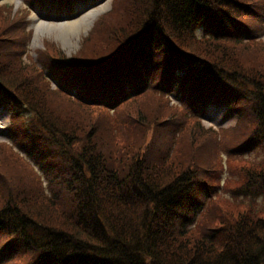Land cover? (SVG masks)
Listing matches in <instances>:
<instances>
[{
	"label": "trees",
	"instance_id": "16d2710c",
	"mask_svg": "<svg viewBox=\"0 0 264 264\" xmlns=\"http://www.w3.org/2000/svg\"><path fill=\"white\" fill-rule=\"evenodd\" d=\"M74 2L69 0L60 7L54 2L50 9L71 10ZM263 14L264 0H114L112 10L101 17L73 60L89 59L99 72L108 70L118 81L129 71L137 74L141 77L140 88L146 87V94L164 75L163 90L179 93L177 99L184 107L176 105L173 110L161 111L167 104L160 103L155 108L160 114L144 111L136 104L146 94L126 108L133 123L131 133L125 136L131 158L145 150L147 160H158L156 147L165 145L166 139L179 140L175 123L183 119L190 123L188 131H197L194 137L200 146L211 140L213 137L201 128L197 118V114L210 106H224L226 115L237 119V126L221 130L222 135L238 134L236 139H244L239 147L246 144L248 150L257 149L264 147V41L258 40L263 30ZM115 15L123 21L116 24ZM21 26L14 20L9 27L1 29L7 36L0 42V54L25 52L24 35V39L14 40L10 34L16 27V33H23ZM100 30L101 38L108 40L97 44ZM87 50H92L91 54H86ZM59 52L53 44L46 43L40 57L60 56ZM10 68L11 65L5 69L0 66V85L15 89L20 78L9 75L13 74ZM22 89L27 93L23 101L47 121L54 133H60L63 140L78 150H86L94 159L91 162L84 158L87 168L94 169L92 179L96 186L93 191H82L84 199L78 203L77 195H72L74 190L64 182L60 184L58 189L68 197L63 200V196L59 206L69 208L67 213L55 211L62 217L60 225L35 221L29 213L21 211L7 217L20 229L17 238L12 236L13 256L23 252L22 257L30 255L31 262L39 258L40 252V257L45 255L43 262H48L79 248L80 254L73 253V257L92 252L101 258L102 264H122L121 261L123 264H264V216L254 217L250 212L251 215L239 220L233 215L221 227L213 228L202 221V225L189 230L193 223L190 214L197 211L198 199L206 189L215 188L209 183L215 178L202 173V161H196L194 155L191 163L174 158L166 173L153 168L154 163L150 164L149 160L142 161L140 179H132L130 175L117 177L113 170L107 169L108 160L118 152L108 114L73 101L59 90L45 88L46 91L36 95L23 86ZM45 95H50L49 99ZM50 100L67 103L75 113L80 114L79 109L88 116L84 122L78 121L72 114L68 116L65 107ZM59 119L65 127L59 124ZM205 146L210 149V143ZM9 163V160L1 161L0 169ZM137 163L136 160L134 165ZM250 170L244 175L247 183L243 191L252 196L253 202L261 194L264 200V172L257 174ZM154 171L158 173L153 175ZM128 190H136L139 195H127ZM100 208L105 226L95 214ZM31 229L35 234L47 235L29 239L26 232Z\"/></svg>",
	"mask_w": 264,
	"mask_h": 264
},
{
	"label": "rangeland",
	"instance_id": "374dc122",
	"mask_svg": "<svg viewBox=\"0 0 264 264\" xmlns=\"http://www.w3.org/2000/svg\"><path fill=\"white\" fill-rule=\"evenodd\" d=\"M113 1L114 0H87L83 3H76L74 5L75 8L73 13L63 14L62 16H46L36 10L29 12L23 6L22 0L1 1L0 42H2L7 36L6 32L1 29L9 27L11 21L16 20L22 25L21 29L23 33H16V31H18L16 27L10 33L11 37H13L14 40L24 39L25 37V51H28V54L21 60L26 70L9 74L17 75L20 78L18 79V84L14 86V88L17 90L20 89L24 84V80L28 76L33 83L31 89L34 90L37 95L42 93L38 82L44 81L43 74L39 72L38 63L40 62V54L45 50L46 43L53 44L59 49L66 57L65 60H68V66H72L75 61L71 60V57L76 55V53L81 52L84 46V39L94 30L101 17L106 12L112 10ZM121 21H123L121 17L117 15L114 16V22L116 24ZM74 22L82 23V27L80 26L81 29L79 28V33L77 34L78 31L76 33L61 32L63 34L61 35L60 29L57 28V25H65L63 28L68 29ZM261 22L264 23V17L261 18ZM101 32L102 31L100 30L97 34V44L100 43V40H105V42L108 40V37L104 39L103 37L101 38ZM258 40L264 41V36ZM75 43L76 45H74ZM91 51L92 50H87L86 54H91ZM16 54L17 56L14 59H17L18 57L21 58V52H16ZM86 58H91V56H86ZM61 64L64 66L67 65L63 62ZM23 73L26 74L22 77ZM47 74L48 78H51L49 81L55 86V80L49 75L48 71ZM65 74L76 76L80 74V72L75 69H65L63 70V73L60 74V77ZM161 78L162 76H160V79ZM161 87L162 86L159 85L157 89L149 91L143 98L139 99L136 102V104L141 106L139 108L144 111L150 110L155 112V114H160V112L155 109L160 103L167 104V107L161 111L173 110V107H177L176 104H179L176 100L179 93L174 90L172 94L170 93L168 98V93L161 90ZM49 96L50 95H45L48 99ZM50 101L56 105L65 107L68 116L70 117V114H72L78 121L84 122L85 117L88 116L87 113L81 112L79 109L78 111L82 115L77 112L75 113L73 109L67 106V103L59 102L58 100ZM180 106L184 107V104L180 103ZM1 108L5 109V113H2V109H0V112L2 113V116L6 117V120L0 121V128L8 126V129L0 131V152L2 156V159L0 157V162L3 161V163H5V160H9L10 163L4 164L5 168L0 169V216L3 214L14 215L15 212L10 213L9 211L14 208L18 211L19 207L22 211L29 213L32 218L39 222L42 221L48 225L52 224L54 226L60 225L59 223L62 220V217L55 211L60 210L67 213L69 208L68 206H59L58 194L55 193L49 195V192L47 191L48 182L45 181L39 166L35 164L37 155H41L42 151L40 148H36L34 144L25 143L23 146L19 142L22 141L23 138L18 135L17 132H21L25 127L29 126L32 120L27 113H21L22 116H19L18 113L12 114L10 107ZM10 116L11 119L13 117H18L14 126L13 121L10 120ZM54 116L55 112L53 114V117ZM110 118L113 125V131L117 133L121 127V120L112 114H110ZM198 118L200 119V125L204 128H210L211 126L212 128H229L236 123L235 119L224 117L223 109L213 106L208 109L207 113H203V115ZM58 122L65 127L61 119H59ZM169 124L171 123H166L165 125ZM132 125L133 123H129L125 125L121 132L114 134L117 137L115 138V148L118 152L115 154L116 162L113 168L115 172L120 173L121 177H125L128 174L127 165L122 152L127 150L125 136L131 133ZM175 125H178V128L181 129V133L178 142L172 140L171 150L175 152L176 156L172 157V159L175 160L174 158H178L181 161L184 160L191 163V156L194 155L196 161H202V168H206V161L210 160L212 165L209 162L208 169H217L210 170L207 173L215 178V181L209 183L216 187L214 188V196H212L211 201L205 203L206 206H210V208L202 215V220L212 221L208 223L209 225L212 224L211 227L219 225V227H221L222 224L226 225V220L233 215L239 220H243L247 214L251 215L250 212L254 217L257 215L258 217H263L264 200H262L261 195H256L258 197L255 198V201L253 202L248 200L250 195L245 196L242 195V193H244L243 189L247 183L244 180V175L249 171L251 172L250 169H253V173L257 174H262L264 172V150L255 149L252 151L251 156L250 152L241 156H235L230 153L231 157H228L222 153L223 150L220 146L231 151V147L236 145L235 138L238 137V134L233 136V138L225 136L222 141L219 140V137L215 140L212 136L213 138L211 140H207L200 146L199 140H196L194 137L197 131H188L190 123L187 122V120L183 119L182 121L175 123ZM248 125L252 127L254 131V127L249 123ZM206 143H210V149L205 146ZM218 150H220V152H218ZM164 151L166 150L164 149ZM36 200L38 202H35ZM43 203H46L48 206ZM94 204L97 206L96 202H94ZM31 211H33L34 214L30 213ZM95 214L105 226V217L102 209L100 208L97 210ZM2 221L6 222L3 218L0 219V222ZM200 224L201 223L198 222V225ZM9 228H13L19 235V232L14 227ZM10 238L11 235L7 233H2L0 235V264H6L12 255L15 241ZM30 258V255L24 256L9 264H25L27 259H29L28 262L30 261Z\"/></svg>",
	"mask_w": 264,
	"mask_h": 264
},
{
	"label": "bare ground",
	"instance_id": "6f19581e",
	"mask_svg": "<svg viewBox=\"0 0 264 264\" xmlns=\"http://www.w3.org/2000/svg\"><path fill=\"white\" fill-rule=\"evenodd\" d=\"M95 20V19H94ZM94 20H93V22H94ZM82 25V23L81 22H74V23H72L71 24V27L70 28H68V29H65V28H63V27H65V25H57V28H59L60 29V33L61 32H73V33H76L77 31V34L79 33V31H80V26ZM82 27V26H81ZM80 28V29H79ZM61 35H63L62 33H61ZM74 45H76V43L74 44Z\"/></svg>",
	"mask_w": 264,
	"mask_h": 264
}]
</instances>
